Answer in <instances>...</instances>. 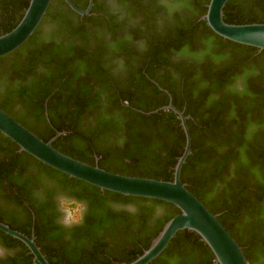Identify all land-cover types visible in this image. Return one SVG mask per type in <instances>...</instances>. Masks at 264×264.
<instances>
[{"label":"trees","instance_id":"trees-1","mask_svg":"<svg viewBox=\"0 0 264 264\" xmlns=\"http://www.w3.org/2000/svg\"><path fill=\"white\" fill-rule=\"evenodd\" d=\"M113 1L115 15L94 2L90 17L76 14L62 0H52L34 34L0 58V109L44 142L63 132L52 147L80 162L95 166L99 158L100 168L112 173L172 181L185 135L176 114L159 110L171 97L172 105L187 117L191 137L181 183L217 215L249 264H264V51L212 32L200 20L210 0ZM10 4L21 14L0 35L18 24L29 0ZM223 20L235 25L264 24V0H229ZM150 80L169 96L141 103L135 95L153 87ZM155 110L159 111L148 115ZM38 124L46 130H39ZM114 136L120 138L123 150L109 157L98 150L95 139L107 142ZM23 153L51 178L75 180ZM13 156L10 164L17 157ZM88 187L85 197L100 191ZM104 192L115 201L138 205L134 227L124 223L127 226L118 229L110 219L93 220L96 226L106 227L108 237L119 239L118 246H128L125 252H111L124 264L140 256L163 225L180 213L163 201ZM156 205L164 206L166 214L146 232L150 209ZM32 222L31 218L29 226ZM34 222L36 245L49 264H83L85 259L107 254L87 246L93 238L92 226L56 231L48 234L51 243H46L42 220ZM0 223L30 237L14 218ZM46 225L52 227L51 222ZM0 234L6 246H23V260L30 264L33 256H26L29 251L21 242ZM66 238L67 248L62 246ZM214 261L199 236L185 230L150 264Z\"/></svg>","mask_w":264,"mask_h":264},{"label":"water","instance_id":"water-1","mask_svg":"<svg viewBox=\"0 0 264 264\" xmlns=\"http://www.w3.org/2000/svg\"><path fill=\"white\" fill-rule=\"evenodd\" d=\"M52 0H29L18 24L8 33L0 35V58L20 48L36 31L42 22ZM73 12L80 16L90 15L93 0H89L86 9L78 8L72 0H62ZM229 0H210L206 13L200 20L219 37L264 51V38H256L253 33L264 32V24H227L223 20V10ZM159 110H170L180 120L185 135L182 155L177 159L172 181H162L140 177L119 175L91 166L60 153L52 143L63 132H58L48 142L39 139L32 132L15 121L0 109V133L12 141L20 152H25L39 162L71 178L85 182L100 190L127 197L153 199L172 204L180 213L169 219L150 246L135 260L128 264H150L167 248L172 239L182 231L195 233L214 255L215 264H249L241 247L218 221L217 215L209 210L181 183V169L190 155L191 137L186 124L187 117L171 103ZM159 110L148 113L154 114ZM0 231L21 242L33 256L37 264H49L32 234L28 237L8 225L0 223Z\"/></svg>","mask_w":264,"mask_h":264},{"label":"flooded vegetation","instance_id":"flooded-vegetation-1","mask_svg":"<svg viewBox=\"0 0 264 264\" xmlns=\"http://www.w3.org/2000/svg\"><path fill=\"white\" fill-rule=\"evenodd\" d=\"M11 1L12 0H0V33L3 32L5 25L14 23L15 17H19L21 14L20 11L16 10L14 4H10ZM74 1L79 5H82V7L85 5L86 8L89 4V0ZM94 2L100 8L105 9L106 11L108 9L111 14L115 15V13H117V7L113 0H93V5ZM88 16L92 17L91 14ZM149 84H152L153 87H149L143 94L135 95L141 103H151L153 101L159 102L163 98L162 94L168 95V92L161 88V86L155 81L150 80ZM117 89H119V87H117ZM92 91L98 96L96 90ZM169 102L172 104L171 97H169ZM16 110H20V107ZM37 128L41 131L46 130L44 124H38ZM95 141L98 150L102 151L104 155L109 157L111 156L108 155L109 153L123 150V144L117 136H114V139H107V142L104 138H100L99 140L95 139ZM14 148L15 146L0 133V219L7 221L13 220L14 218L18 228L25 232H28L29 230L30 237L32 234L34 235V221L36 219L42 220V240L46 243H51L48 234L51 235V233L53 234L56 231L68 232L74 229L88 230L92 226L90 231H92L93 238L90 244L86 243L87 246L95 249H104L107 251V254L99 255L97 257L95 256L91 259H85L83 264H124L123 260L115 259L111 252H125L128 246H122L121 244L118 246L117 242L119 239L108 237L106 235V227L96 226L93 223V220L110 219V222L112 223L111 226L114 228H125L127 225H123L124 223L132 224L138 219V205L132 202L115 201L111 195L105 193L104 190H93L91 195L89 194L85 197L83 196V193H86V190L90 188L88 186L91 185L77 179L68 180L64 177L56 179L51 178L46 171L38 168L36 164L30 163L29 157L26 154L19 150H14ZM14 154L17 155V157L14 162L10 164L11 158L15 157L13 156ZM98 162L99 158L95 160V165L100 167V163ZM104 169L113 172L112 169ZM60 192L67 193L73 198L86 203L87 213L82 224L71 228H65L59 222V213L56 207V195ZM27 209L31 212H28ZM150 210V216L146 220L145 225L146 232L156 226L159 219L163 217L161 216L162 212L166 211L162 205H156ZM124 213H127L131 220H129V217L126 215H123ZM31 218L33 222L32 225L29 226ZM89 220L92 221L91 224H87ZM48 222L52 223L51 228L46 225ZM132 226L134 227V224H132ZM66 241H68L67 238L62 240V246L67 248ZM2 242L0 234V249L4 252L3 255H0V264H28L26 260H23L22 253L25 250L23 246L20 244H10L6 246V243L3 244ZM28 254H30V252L27 253L26 256ZM30 264L37 263H34L32 258L30 259Z\"/></svg>","mask_w":264,"mask_h":264},{"label":"clouds","instance_id":"clouds-1","mask_svg":"<svg viewBox=\"0 0 264 264\" xmlns=\"http://www.w3.org/2000/svg\"><path fill=\"white\" fill-rule=\"evenodd\" d=\"M256 38H264V32L253 33ZM56 207L59 213V222L65 228H71L84 222L87 213V205L83 201L77 200L67 193H57ZM4 252L0 249V255Z\"/></svg>","mask_w":264,"mask_h":264},{"label":"rangeland","instance_id":"rangeland-1","mask_svg":"<svg viewBox=\"0 0 264 264\" xmlns=\"http://www.w3.org/2000/svg\"><path fill=\"white\" fill-rule=\"evenodd\" d=\"M165 214H166V211H163L161 216H164Z\"/></svg>","mask_w":264,"mask_h":264}]
</instances>
